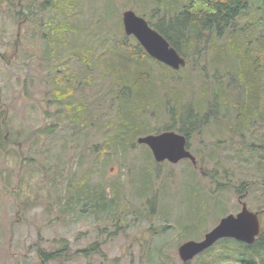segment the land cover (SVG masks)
<instances>
[{
	"label": "rangeland",
	"instance_id": "rangeland-1",
	"mask_svg": "<svg viewBox=\"0 0 264 264\" xmlns=\"http://www.w3.org/2000/svg\"><path fill=\"white\" fill-rule=\"evenodd\" d=\"M46 1L0 0V264H232L223 239L187 262L177 248L239 212L245 189L249 210L264 206V0H248L237 32L209 39L201 56L188 55L177 70L144 55L145 68L136 67L129 57L125 84L105 63L87 67L67 55L88 47L110 57L114 36L124 34L123 10L154 22L150 12L162 1L173 12L186 0H70L62 8L55 0L45 8ZM57 23L74 27L59 44ZM234 37L249 40L250 51L234 47ZM137 88L148 95L137 101L148 132L132 137L134 145H108L109 125L120 120L119 108L128 109L121 95ZM80 102L90 124H76ZM213 102L215 117L188 137L195 165L156 162L136 142L170 121L168 109L177 116L189 105L201 118ZM84 180L119 203L78 195ZM61 239L66 254L41 262L37 249L52 251Z\"/></svg>",
	"mask_w": 264,
	"mask_h": 264
},
{
	"label": "trees",
	"instance_id": "trees-1",
	"mask_svg": "<svg viewBox=\"0 0 264 264\" xmlns=\"http://www.w3.org/2000/svg\"><path fill=\"white\" fill-rule=\"evenodd\" d=\"M69 1L70 0H55L54 2L59 3L55 7L62 8L66 6L64 4H68ZM159 2L161 1L155 0V4H158ZM51 4L52 1L47 0L43 5L46 8ZM160 6L161 9L158 8L159 11L157 9V11L152 10L150 12V16L156 17L157 19L154 22L148 21V23L161 35H163L169 44L186 59V57H188L190 54L201 56L209 42V39L213 37L221 38L229 28L230 30H235L236 19L242 11L246 10L248 6V0H186L185 4L181 6L179 5L173 12L170 9L171 7H164L163 1L161 2ZM158 12L160 13L158 14ZM146 14L148 13L146 12ZM26 16L27 14L23 12L22 18ZM120 25L122 28L121 23ZM73 29L74 27L69 26L68 24H66L65 27L63 24L60 25L58 23L53 25L52 30L55 36L54 41L59 44V42H62L65 38V32L72 31ZM233 32H237V30ZM49 35H51L50 31ZM234 38L236 41L239 40H237V37ZM50 39H52V37H50ZM59 39L62 40L60 41ZM239 41V43L236 42V45L233 44L234 47L241 45L245 51H250L251 43L249 40L245 42L242 40ZM125 51L127 54L124 53ZM95 54V52H92V49L85 47L79 48L78 50L69 53L67 57L79 61L87 67H92V64L94 66L100 67L102 63H105L104 65L105 68L108 69V72H112L114 75L117 74L118 80L123 79L124 84L125 80H127V76L124 75H126L125 73L131 67V65L134 64L128 63L129 57L134 58L133 61L135 62L134 65L136 67L145 68L144 62L139 61L141 55H144L145 60L151 59L153 62L158 63L163 67L168 69L170 68L169 66L156 61L154 58L149 57L138 41L131 35L127 36L123 34L122 30L119 36H114L113 38L110 57L100 58L97 54ZM63 56L66 57L65 53ZM94 57H96V59H94ZM94 61L95 64L93 63ZM248 79L251 81H258L259 76L256 79L250 76ZM116 83L120 82L117 81ZM245 92L248 93L247 91ZM142 94L147 95L139 88L130 91L129 95H126L125 92H123V95H121V97H123L120 102L125 104L123 106H128V109L124 108L123 110L125 112H123L118 105L119 111L122 113H117V117L120 118L118 123L109 125L110 131L107 135L108 145L113 144L115 147L116 144L119 146H126L127 144L134 145L133 141L131 140L132 137L135 135L144 134V132H148V130L142 129L143 126H141V123L139 122V110L141 106L137 101L138 96ZM217 107V102L211 103L206 113L201 118L195 114L189 105H185V107L182 109V112L177 116L175 115V111L168 109L167 112L169 114L170 121L165 123L162 129L157 128L155 130L156 132H159L160 130H176L177 132L185 135L187 140L186 145H188V137L190 132H199L202 127L207 124L211 116L214 115L215 117L218 112ZM86 111H88V104L85 102H80L74 107V113L76 116L75 120H77L76 124L85 125V123H91V118L85 113ZM106 127H108V124ZM86 180H88V177ZM86 180L79 184V187H83V192L78 195H88L90 192H95L100 194L103 199H105V203L111 204L112 202H116L115 205L119 203L118 195L115 197L111 195L110 198H107V194L103 186L93 185L91 189H88L85 184ZM120 188L121 185L119 186L117 183H115V189L120 190ZM63 241L64 239L59 240V246L52 251H46L43 248L37 249V253L41 262L45 263L49 260L59 259L62 252H65L66 254L68 245ZM95 244L96 243L92 244L90 248H94L96 246ZM226 246L232 247V254L230 257V262L232 264H259V262H257L256 256H260L262 258L264 257L262 255V252H264V230H261L254 242L251 244L239 242L230 238H224L219 247ZM205 251L206 250H204L202 254H204ZM199 254L202 255L201 253ZM202 262L204 263V261ZM261 264H264V260H262Z\"/></svg>",
	"mask_w": 264,
	"mask_h": 264
},
{
	"label": "water",
	"instance_id": "water-1",
	"mask_svg": "<svg viewBox=\"0 0 264 264\" xmlns=\"http://www.w3.org/2000/svg\"><path fill=\"white\" fill-rule=\"evenodd\" d=\"M121 21L124 34L132 35L149 56L172 69L177 70L185 65L186 59L145 18L131 9H125ZM136 142L146 145L156 162L166 160L177 163L181 159H189L192 164H196L195 156L187 148L185 135L174 130L138 136ZM260 230L257 213L249 210L243 202L239 212L221 217L215 226L204 233L202 239L182 242L177 248L178 256L187 262L224 238L251 244Z\"/></svg>",
	"mask_w": 264,
	"mask_h": 264
},
{
	"label": "flooded vegetation",
	"instance_id": "flooded-vegetation-1",
	"mask_svg": "<svg viewBox=\"0 0 264 264\" xmlns=\"http://www.w3.org/2000/svg\"><path fill=\"white\" fill-rule=\"evenodd\" d=\"M246 188V187H245ZM248 193H247V189H245L244 191H243V193H241L240 195H238V201L241 203V207H242V203L244 202V201H242V197L244 196V195H247ZM246 204V203H245ZM247 206V205H246ZM248 208V207H247ZM254 212H256L257 213V215H258V217H259V221H260V214H262V213H264V206H262V208H260V209H257V210H255ZM260 227H261V223H260ZM262 230V229H261ZM261 230H260V232H261ZM256 239V238H255ZM254 242V241H253Z\"/></svg>",
	"mask_w": 264,
	"mask_h": 264
}]
</instances>
